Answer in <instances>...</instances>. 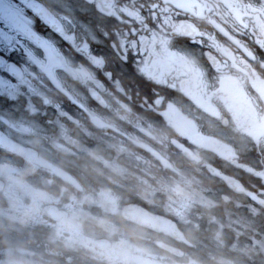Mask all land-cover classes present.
Wrapping results in <instances>:
<instances>
[{
  "label": "flooded vegetation",
  "instance_id": "flooded-vegetation-1",
  "mask_svg": "<svg viewBox=\"0 0 264 264\" xmlns=\"http://www.w3.org/2000/svg\"><path fill=\"white\" fill-rule=\"evenodd\" d=\"M68 2L40 0L64 16L71 15ZM71 2L84 6L98 36L134 27L126 18L124 24L109 19L103 7ZM156 2L134 6L147 12ZM36 27L48 34L39 21ZM174 31L158 28L147 55L131 65L121 63L110 41L93 44L106 54L103 69L79 61L60 41L69 63L55 78L37 74L30 84L0 91L1 140L38 154L28 161L0 147V264H141L139 257L160 264H264V58L249 59L218 33L221 46L210 47ZM75 32L78 42L87 36ZM196 192L203 202L193 201ZM42 193L49 196L40 199ZM126 204L161 217L167 228L124 221ZM46 206L60 218H45ZM30 210L49 226L45 231L16 217ZM106 215L120 224L103 222ZM44 235L46 256L36 253L39 244L31 246ZM100 238L108 248L94 245ZM204 245L216 254H204Z\"/></svg>",
  "mask_w": 264,
  "mask_h": 264
},
{
  "label": "snow or ice",
  "instance_id": "snow-or-ice-1",
  "mask_svg": "<svg viewBox=\"0 0 264 264\" xmlns=\"http://www.w3.org/2000/svg\"><path fill=\"white\" fill-rule=\"evenodd\" d=\"M85 5L97 11L103 7V14L109 19L124 24L126 18L134 27L98 36L87 20L84 6L77 7L71 0L64 6V10L71 13L68 16L53 13L40 0H0V91L11 92L20 84H30L37 74L55 78L69 63L60 41L70 45L80 57L79 61L86 60L102 69L106 54L94 52L92 45L103 48L104 40L110 41L108 46L120 52L123 65L137 63L147 55V45L161 27L174 28V36L186 37V42L193 45L207 40L210 47L221 46L218 33L249 59L264 58V0H159L151 4L147 12L138 10L135 0H127L125 4L104 0L103 5H97L96 0H85ZM77 12H81L82 18H73ZM37 21L48 29V34L37 30ZM197 22L207 24L212 31H202ZM77 28L87 33L79 42L75 34ZM15 56L21 59L14 61ZM72 60L77 62L76 57Z\"/></svg>",
  "mask_w": 264,
  "mask_h": 264
},
{
  "label": "water",
  "instance_id": "water-1",
  "mask_svg": "<svg viewBox=\"0 0 264 264\" xmlns=\"http://www.w3.org/2000/svg\"><path fill=\"white\" fill-rule=\"evenodd\" d=\"M98 5L101 4L99 3ZM0 147L11 150L13 153L20 155L22 158L28 161H33L37 159V153L35 151L31 152L26 148H21L20 146L14 143L12 145H8L4 143L1 140V138H0ZM52 209L54 208H49V206H46L43 209V213L47 217L50 216L53 219H58L60 217V214ZM120 215L126 221L135 223L143 227H150L153 230H159L161 227H166L164 225L168 223L165 220H163L161 217L153 215L136 205H128V204L124 205L121 208ZM94 244L98 248H106L109 246V242L106 239H98L94 242ZM138 260L141 264H160L158 262L143 257H139Z\"/></svg>",
  "mask_w": 264,
  "mask_h": 264
},
{
  "label": "rangeland",
  "instance_id": "rangeland-1",
  "mask_svg": "<svg viewBox=\"0 0 264 264\" xmlns=\"http://www.w3.org/2000/svg\"><path fill=\"white\" fill-rule=\"evenodd\" d=\"M11 170L13 171L14 170V168L12 169L11 168ZM44 175H46V173L44 172L43 173V171L42 170H39L38 171V176H39V178L40 179H42L43 178V176ZM49 196V194H47V193H42V195L40 196V199L41 198H44V197H48ZM193 201H195V203H201V202H203V200H202V197H201V195L199 194V192H196L194 195H193ZM157 202H160V199L159 200H157ZM210 204V202L208 201V200H205L204 201V203H203V205H209ZM201 206H197V208H200ZM16 217L21 221V223L22 224H24L25 222H28L33 228H39V227H41V228H43L44 229V231H45V228H48L49 226L48 225H46V222H44L42 219H41V216L39 215V214H36L34 211H32V210H30L29 212H27V213H22V214H17L16 215ZM112 220V221H114V223H116V225H119L120 224V219H113L112 218V216H109V215H106V216H104L103 217V222H106V220ZM108 225V224H107ZM106 225V226H107ZM48 226V227H47ZM104 226V225H103ZM24 228L22 229V231H23V234H25L26 232H24ZM86 231L87 232H89L91 235H92V229H91V226L90 225H88V226H86ZM2 234V232H0V235ZM118 236H120V235H118ZM24 237V236H23ZM47 237H49V236H47ZM3 244H5V243H3ZM1 247L2 246H0V249H1ZM3 248V247H2ZM202 251H203V253L204 254H206V255H208V252H210V253H214V254H216V249L215 248H212L211 246H209V245H204V247H202ZM0 252H2V251H0ZM232 255V254H231Z\"/></svg>",
  "mask_w": 264,
  "mask_h": 264
},
{
  "label": "bare ground",
  "instance_id": "bare-ground-1",
  "mask_svg": "<svg viewBox=\"0 0 264 264\" xmlns=\"http://www.w3.org/2000/svg\"><path fill=\"white\" fill-rule=\"evenodd\" d=\"M121 219H123L122 217H121ZM124 220V219H123Z\"/></svg>",
  "mask_w": 264,
  "mask_h": 264
},
{
  "label": "trees",
  "instance_id": "trees-1",
  "mask_svg": "<svg viewBox=\"0 0 264 264\" xmlns=\"http://www.w3.org/2000/svg\"><path fill=\"white\" fill-rule=\"evenodd\" d=\"M38 235V234H37Z\"/></svg>",
  "mask_w": 264,
  "mask_h": 264
}]
</instances>
